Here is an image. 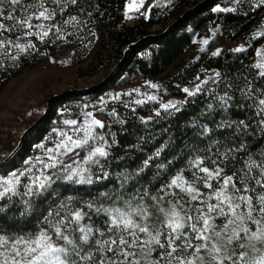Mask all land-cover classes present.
Masks as SVG:
<instances>
[{
  "label": "trees",
  "instance_id": "16d2710c",
  "mask_svg": "<svg viewBox=\"0 0 264 264\" xmlns=\"http://www.w3.org/2000/svg\"><path fill=\"white\" fill-rule=\"evenodd\" d=\"M127 1L18 0L13 4L12 0H0V24L4 25L0 29V91L23 68L63 46L71 49L75 63L94 47L110 48L119 63L117 72L134 67L145 78L163 77L171 88L193 82L208 70L217 72L210 86L194 91L178 106L159 109L147 103L126 108L119 118L112 119L109 129L115 143L98 159L87 179L52 174L42 192L27 193L20 183L16 192L0 199V233L29 236L48 225L56 234L55 228L60 226L76 246L73 249L59 238L68 249L67 264H142L143 259L146 264H180L181 260L187 264L194 249L195 222L185 221L176 231L163 221L127 228L122 222L112 224L115 211L167 199L178 202L187 195L184 182L205 193L223 177L231 176L236 199L251 198L250 205L241 200L247 229L264 222V213L259 211L264 207V70L258 67L253 48L227 49L215 55L201 51L181 60L196 32L208 35L223 24L230 26L231 41L244 35L259 21L261 4L246 1L222 10L214 5L225 0H203L177 16L163 35L130 47L121 60L130 43L150 34L138 23L125 24ZM45 10L49 18L40 29L39 13ZM149 15V23H156L152 11ZM107 84L71 92L59 100L77 111L75 106L83 97ZM49 115L23 140L6 167L45 134ZM203 168L209 173L220 170L223 176L209 179ZM50 201L54 207L49 212ZM76 212L82 214L79 221L73 219ZM88 228L92 231L85 243L80 237ZM141 228L147 231L141 232ZM121 238L128 243L120 244ZM113 240L117 243L112 244ZM110 247L116 251H108ZM125 253L130 255L125 257ZM86 256L92 259H82Z\"/></svg>",
  "mask_w": 264,
  "mask_h": 264
},
{
  "label": "rangeland",
  "instance_id": "374dc122",
  "mask_svg": "<svg viewBox=\"0 0 264 264\" xmlns=\"http://www.w3.org/2000/svg\"><path fill=\"white\" fill-rule=\"evenodd\" d=\"M202 1L128 0L123 9V20L125 24L138 23L147 33H157L183 11ZM246 1L255 3V6L261 5L258 7L259 21L244 35L231 41L230 26L223 24L217 25L208 35L196 32L181 60L186 61L201 51L211 54L217 53L218 50L220 53L227 49L251 47L255 52L257 64H264V0H225L214 6L226 10ZM150 11H152L151 18L157 20L156 23H149ZM46 21L44 18L38 21L40 29L45 28ZM206 40L208 42L204 43ZM115 64L116 60L112 58L110 48L106 49L100 45L94 47L85 59L75 63L71 57V49L63 46L34 65L23 68L6 82L0 91V191H3V181L14 175L19 177L18 182L14 181V192L19 184L23 183L22 188L27 193L42 192L41 182L43 186L47 184L48 177L52 174L68 173V176L76 179L82 180L85 177L87 179L92 167L102 157L98 154L93 155L94 149L102 147L107 152L115 143L114 134L109 129V122L112 119L119 118L126 108L147 103H152L159 109L178 106L190 95L189 93L210 86L217 75L216 71L208 70L193 82L171 88L163 77L145 78L134 67L123 72H117L118 68H116L112 74ZM259 68L264 70V67ZM106 83L107 86L101 91L83 97V100L75 106L77 111L71 109L65 101L59 100L65 94L98 89ZM184 89H188L189 92H185ZM57 95L58 97L51 98ZM48 98L51 99L46 105V116L50 115L45 124V134L38 137L28 152L15 159L14 164L6 167V163L19 149L8 160H5L6 157L16 147L20 134L44 112ZM66 121L76 123L71 124ZM94 121H100L103 126L96 125ZM67 137H71L72 141L87 139L88 143L75 147ZM62 141L66 146H62ZM89 156L91 159H88ZM52 164L55 166L45 167ZM211 173L215 181L217 177L223 176L220 174L216 177L214 172ZM218 182L205 190V193L200 188L184 182L182 185L186 187L187 195L178 202L167 199L149 206L133 205L115 211L113 217L119 221L129 220L135 225H147V221L156 223L163 221L164 226L171 228L176 223L184 225L185 221L195 222V228L192 226L194 249L190 258L191 264H256V261L264 256V241L250 237L252 233L264 230V222L256 224L253 229L248 228L247 232L241 231L242 228L248 227L241 200L236 199L231 183L225 187L224 177ZM14 192H9L3 197ZM218 193L221 195H217ZM222 197H228L233 207L237 204L240 207L235 208L233 213L229 201H224ZM53 207L50 201L49 212ZM237 216H243V221L237 220ZM205 220L208 221L207 225L204 223ZM230 221L234 222L229 223ZM234 232L236 237L229 243L228 238ZM41 233H46L54 246L65 247L57 235L50 232L48 225L29 236L0 233V264H15V262L26 264V261L34 255L26 252L30 246L29 242L36 240ZM201 236L207 239H200ZM201 245L206 247L202 248ZM241 245L245 247L242 248ZM31 246L35 247L34 244ZM214 246L220 247V252H214ZM242 252L246 253L243 258L240 256ZM59 255L67 264L65 254ZM213 256L216 259H213ZM145 262L148 263L143 259L141 263L146 264ZM52 264H55L54 258Z\"/></svg>",
  "mask_w": 264,
  "mask_h": 264
},
{
  "label": "snow or ice",
  "instance_id": "6c2138e0",
  "mask_svg": "<svg viewBox=\"0 0 264 264\" xmlns=\"http://www.w3.org/2000/svg\"><path fill=\"white\" fill-rule=\"evenodd\" d=\"M72 2L75 3L76 0H72ZM12 3L13 4L18 3V0H12ZM39 17L40 18H44V19H48L49 18V14H47V10L41 11L39 13ZM2 28H4V25L3 24H0V29H2ZM27 34L30 35L31 33H27ZM44 35L47 36L48 33L45 32ZM207 42H208L207 40L204 41V43H207ZM16 46L19 47L21 49V51H23V47L21 45H16ZM218 51H217V53H214V55L215 54H218ZM236 51H241V49L240 48H237ZM258 67H264V64L258 65ZM262 74H264V73H262ZM197 88H199V86H197ZM184 91L185 92H189L188 89H184ZM189 94H192V93H189ZM150 99H154V97H150ZM261 104H264V101H261ZM164 107H169V105H164ZM89 115H91V114H89ZM66 123L75 124L76 122L75 121H66ZM94 123L96 125H100L101 127L103 126L100 121H94ZM90 135H91V132L89 130V136ZM67 139L70 142H72L75 147H81L82 145L88 143V140L87 139L82 140V141H72V138L71 137H67ZM61 144H62V146H66V145H63V141L61 142ZM69 151H71V149H69ZM95 154H98L99 156H105L107 153L105 152V150L102 147H97L93 151V155H95ZM88 159H91V156H89ZM197 163H199V161ZM49 166L54 167L55 164L45 165V167H49ZM202 171L208 174V178L209 179L212 178L213 174L212 173H209V170L207 168H203ZM20 175H24V173H20ZM215 175L216 176H219L220 175V170H217V172L215 173ZM68 179H72V177L69 176ZM232 179L233 178L231 176L224 177V185H225V187H227L232 182ZM18 180H19V177L15 176V175L12 178H10V179L4 180L3 181L4 187H3V191H0V197L5 196L9 192H14L15 191L14 181L15 182H18ZM172 183L174 185L177 184V180L174 179L172 181ZM258 183H259V181H258ZM41 187H43V182H41ZM233 187H235V185H233ZM191 190L192 189H189V191H191ZM217 195H221V194L218 193ZM193 199H195V197H193ZM222 199L224 201H229V198L228 197H222ZM238 199L244 201L245 203H247L249 205L251 204V198L250 197H243V196H241V197H238ZM261 199L264 200V197H262ZM229 207L232 208V211L234 213L235 212V208H239L240 205L237 204V205H235V207H233L232 204H231V202L229 201ZM210 210H211V208H210ZM259 211L261 213H264V207H261L259 209ZM251 212H252V209L250 208L249 209V212H248V219H251ZM81 217H82V214L80 212H76L74 214V216H73V219L75 221H79L81 219ZM236 219L237 220H240L242 222L243 219H244V217L243 216H237ZM119 222H122L124 224L125 228H127L128 226L136 227V225L133 224L129 220L118 221V219L116 217H114L112 219V224L113 225H117L118 226V223ZM233 222L234 221H230L229 223H233ZM60 223H63V221H60ZM204 223L207 225L208 224V221L205 220ZM256 223H259V221H256ZM181 227H183L182 224L176 223L175 226L173 227V231H176V229H179ZM193 228H195V225H193ZM81 230L84 231V229H81ZM91 231H92V229L91 228H88L86 230L85 235H83V236L80 237V240H82L85 243H87L88 240H89V234L91 233ZM140 231L141 232H145V231H147V229L141 228ZM241 231L247 232L248 229L247 228H242ZM55 233H56V235H57L58 238L63 239L68 245H72L73 246V249H75L76 246H75L73 240L69 239L68 236H66V235L63 234V231H62V229H61L60 226H57L55 228ZM217 235H219V233H217ZM235 237H236V233L234 232L232 236H229L228 242L231 243L232 240ZM199 238L200 239H207V237H205V236H201ZM153 239L155 240V242L157 244H159V240L158 239H156L155 237H153ZM250 239L264 241V230L260 231L259 233H256V232L252 233V236L250 237ZM111 243L112 244H116L117 241L113 240ZM119 243L120 244H123V245H126L128 242L126 240H124L123 238H121L119 240ZM33 244L35 245V247H32L31 246ZM29 245L30 246L26 249V252L33 253L34 255L32 256L31 259H28L26 261V264H40V262H43V264H52V259L53 258H54L55 264H65V262L63 260H61V257H60L59 254L60 253H64L66 255L67 252H68V249H66L65 247H56V246H54V243L51 241V239L48 237V235L46 233H41L40 236L36 240L30 241L29 242ZM161 247H163V245H161ZM201 247L203 248V247H206V246L205 245H201ZM241 247L243 248V247H245V245H241ZM107 250L108 251H112V252H115L116 251V249H113L111 247L108 248ZM220 250H221L220 247L214 246V248H213V251L214 252H220ZM173 251H175V249H173ZM172 254H173L172 252H168L167 253L168 256H172ZM128 255H130V254L129 253H125V257H127ZM245 255H246V253H243V252L240 253L241 258H243ZM82 259L91 260L92 257L91 256H86V257H82ZM213 259H216V257L213 256ZM15 264H19V262H15ZM113 264H114V262H113ZM180 264H184V261L181 260L180 261ZM187 264H191V261H188ZM256 264H264V256H261L260 259L258 261H256Z\"/></svg>",
  "mask_w": 264,
  "mask_h": 264
},
{
  "label": "water",
  "instance_id": "95a60500",
  "mask_svg": "<svg viewBox=\"0 0 264 264\" xmlns=\"http://www.w3.org/2000/svg\"><path fill=\"white\" fill-rule=\"evenodd\" d=\"M192 8H190V9H188V10H191ZM173 25V23H171V24H168L166 27H165V29L163 30V31H161L160 33H150V34H148V35H145L144 37H142L141 39H138V40H136V41H134V42H132V43H130L127 47H126V49L124 50V52H123V55H122V58H121V60L122 59H124L125 58V56L127 55V53H128V51H129V49H130V47H132V46H134V45H136L137 43H139L142 39H147V38H152V37H157V36H161V35H163L171 26ZM118 65H119V63H117L115 66H114V68H113V70H112V74L115 72V70H116V68H118ZM114 71V72H113ZM56 98V97H58V95L57 96H52L51 98ZM51 98H48L47 100H46V102H45V105H44V112L30 125V126H28L21 134H20V138H19V141H18V143H17V145H16V147L11 151V153L6 157V159L5 160H8L10 157H12L15 153H16V151L20 148V146H21V144H22V142H23V140L32 132V130L35 128V127H37L39 124H40V122L43 120V118L46 116V110H47V102L49 101V99H51Z\"/></svg>",
  "mask_w": 264,
  "mask_h": 264
}]
</instances>
